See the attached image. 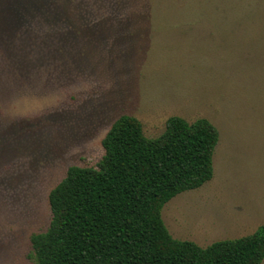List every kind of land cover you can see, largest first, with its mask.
Returning <instances> with one entry per match:
<instances>
[{"label": "rangeland", "instance_id": "obj_1", "mask_svg": "<svg viewBox=\"0 0 264 264\" xmlns=\"http://www.w3.org/2000/svg\"><path fill=\"white\" fill-rule=\"evenodd\" d=\"M122 115L218 132L212 177L171 198L172 238L200 247L264 224V0H0V264H36L30 236L71 166L97 168ZM264 264V259L261 262Z\"/></svg>", "mask_w": 264, "mask_h": 264}, {"label": "trees", "instance_id": "obj_2", "mask_svg": "<svg viewBox=\"0 0 264 264\" xmlns=\"http://www.w3.org/2000/svg\"><path fill=\"white\" fill-rule=\"evenodd\" d=\"M216 128L168 118L155 138L134 117L116 119L97 168L71 166L48 194L51 220L30 236L36 264H261L264 224L248 236L200 247L169 234L166 202L212 177Z\"/></svg>", "mask_w": 264, "mask_h": 264}]
</instances>
